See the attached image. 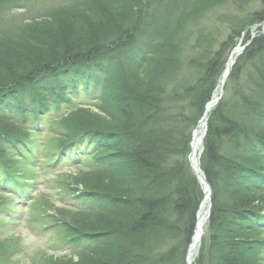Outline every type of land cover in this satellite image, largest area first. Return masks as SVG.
Returning a JSON list of instances; mask_svg holds the SVG:
<instances>
[{
	"label": "trees",
	"instance_id": "trees-1",
	"mask_svg": "<svg viewBox=\"0 0 264 264\" xmlns=\"http://www.w3.org/2000/svg\"><path fill=\"white\" fill-rule=\"evenodd\" d=\"M226 1L91 0L0 37V194L32 202L38 149L47 167H77L72 211H40L75 264H185L203 198L192 130L243 32L208 115L199 166L211 209L193 264H264V29L248 31L264 0L221 38L201 19ZM89 104L120 127L88 121Z\"/></svg>",
	"mask_w": 264,
	"mask_h": 264
},
{
	"label": "rangeland",
	"instance_id": "rangeland-1",
	"mask_svg": "<svg viewBox=\"0 0 264 264\" xmlns=\"http://www.w3.org/2000/svg\"><path fill=\"white\" fill-rule=\"evenodd\" d=\"M88 2L90 3L91 0H0V37L19 32L22 25L31 21L50 20L65 13L74 14ZM257 6L258 0H227L224 4L207 10L208 13L201 19V24L222 38L229 33L228 21L237 19L248 21L246 16ZM160 17L163 18V16ZM157 19L159 18H156L152 24H156ZM141 25L144 26L145 23ZM255 28H251L250 32H253ZM188 31L189 41H191L195 37L193 26H189ZM137 35L139 36L140 33L138 32ZM140 36L142 40V35ZM245 41L246 37L243 36L240 44L243 45ZM90 110L95 112L96 109L91 107ZM82 119L86 121L85 117ZM87 119L96 122L101 120L105 126L109 127L120 125L113 111L109 114L95 112L87 116ZM76 171L77 168L65 165L46 173L42 167L31 169L36 182L33 191L36 197L31 202L33 206L15 201L11 196L0 194V202L4 203L0 206L4 210L0 213V264L77 263L72 251L57 247L56 234L53 230H41L48 220L40 213L41 210L51 212L54 209L61 210L60 212L64 214L72 211L62 210L66 207L61 206L60 202L61 198L66 201L70 195L67 183L63 182H70ZM5 211L8 213H4ZM30 219L32 221H28ZM196 256L194 255L192 260H195Z\"/></svg>",
	"mask_w": 264,
	"mask_h": 264
},
{
	"label": "bare ground",
	"instance_id": "bare-ground-1",
	"mask_svg": "<svg viewBox=\"0 0 264 264\" xmlns=\"http://www.w3.org/2000/svg\"><path fill=\"white\" fill-rule=\"evenodd\" d=\"M201 129H202V124L199 125V128L197 129V133H196V136H195V139L193 141V159L197 162V157H198V153L200 151V148H201V144H200V135H201ZM208 201H209V198H208V195H207V192L205 193V197H204V200H203V204H202V208H201V211H200V214H199V223H198V232L196 233L195 235V238H194V241L189 249V253H188V259L189 261L192 260L193 258V254H194V251L196 250L198 244H199V241H200V238L202 236V233L204 231V226H205V223H206V220H207V206H208Z\"/></svg>",
	"mask_w": 264,
	"mask_h": 264
},
{
	"label": "water",
	"instance_id": "water-1",
	"mask_svg": "<svg viewBox=\"0 0 264 264\" xmlns=\"http://www.w3.org/2000/svg\"><path fill=\"white\" fill-rule=\"evenodd\" d=\"M243 47H235L234 50L231 52L230 56H229V59H228V62L226 64V69L224 71V74H223V77H222V80L220 81V84L222 85L223 83V79H225L230 71V68L233 64V57L238 55L241 51H242ZM220 95H222V89L220 91ZM207 108H210V105H208ZM194 134L195 132L193 133V139H192V142H191V145L193 143V140H194ZM203 135H204V132H203ZM193 150V149H192ZM192 150L188 156V160L193 168V171L194 173L196 174V176L198 177L199 181L201 182V184L204 185V191L207 192L208 194V198L210 199V194H211V191H210V186L208 184V182L206 181L205 177H204V174L201 172L200 168L198 166H196V164H194L193 162V154H192Z\"/></svg>",
	"mask_w": 264,
	"mask_h": 264
}]
</instances>
